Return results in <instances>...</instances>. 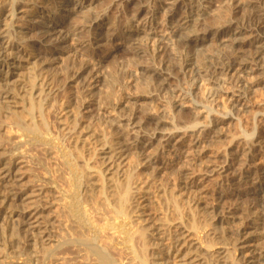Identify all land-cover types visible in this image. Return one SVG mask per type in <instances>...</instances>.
Here are the masks:
<instances>
[{"label":"bare ground","instance_id":"obj_1","mask_svg":"<svg viewBox=\"0 0 264 264\" xmlns=\"http://www.w3.org/2000/svg\"><path fill=\"white\" fill-rule=\"evenodd\" d=\"M116 1L88 0L87 4L98 14L107 11L109 5ZM155 1L119 0L115 3V8L122 15H128L131 10L137 9L140 19L148 15L147 8ZM177 2L174 0L172 6L166 9L175 18L177 15L179 18V13L184 10L183 6L176 5ZM212 2L216 6L215 11L202 10L196 4L189 9L190 14H195L197 18L188 22L187 28H174L177 21L172 18L163 32L160 31L167 35L169 28H172L169 36L159 34L160 45L153 53L142 44L133 48L134 43L142 42L146 37H142L143 31L132 32V25L124 29L116 23L114 14L108 12L110 14L103 20L111 28L112 34L110 31L103 32L99 39L103 43L123 40L129 49L116 52L104 60L102 67L112 60L116 63L119 57L134 64L136 72L143 77V87L139 85V90L145 94L162 93L168 91L169 86L180 88L184 83L190 85L196 78L202 80L203 76L215 79L213 77L216 74L226 75L230 80L233 77L230 74L237 66L242 71L253 72L260 66L264 56V0ZM72 4V0H0V204L3 206L0 209V222L8 225L6 228L4 225L0 227V264H55L54 261L62 257L65 264H243L244 256L237 254V245L242 241L243 231L234 227L236 222L225 217L223 220L217 219L221 212L205 204L206 207L199 209L202 215L208 217L205 225L198 228L199 242L187 243L190 236L187 233L191 232L188 225L185 221L174 225L175 219H170L172 215L175 218L181 215L178 197H170V193L167 198L174 208L167 209V221L169 227L174 225L173 228H176V232L169 239L176 255L171 251L163 254L150 253L152 246L155 249L163 247L165 235H170L171 230L161 225L155 228L142 226L135 230L137 224L133 225V217L136 211L131 206L134 202L132 192L139 164L138 167L125 170L124 162L130 151L125 150L124 143L128 141L126 136L115 129L109 132L111 124L105 128L101 121L93 123L91 117L80 119V107L72 102L61 103L59 91L71 78L77 75V79L81 81L85 77L90 78L88 64L82 60V63H74L66 53L61 56L60 66L56 68L50 61H46L44 67L39 60L44 50L36 41L44 40L46 44L54 46L56 42L66 44V39L78 44L89 40L91 33L87 27L97 17L81 9L75 10ZM47 12L59 24L54 30L48 29L42 21L37 25L27 22V19L34 20L37 15ZM33 20L31 22L35 21ZM122 28L126 30L124 34ZM117 32H121V35L114 36ZM200 35L207 37V40L214 37L219 40L230 38L232 51H200L206 45ZM168 42L173 44V50L168 47ZM62 45L55 48L63 49ZM89 49L91 48L87 47L83 53H78V57L82 59L90 56ZM187 69L190 73L186 72ZM128 76L124 71H115L108 80L105 78L100 81V86L110 89V92L105 96H92L90 108L93 115L99 105L116 111L117 105L114 102L118 101V96L113 87L122 84ZM194 100L195 103H202L199 102L200 99ZM168 104L172 106L176 116L175 121L172 120L174 129H196L200 125L197 118L181 104L175 106L171 101ZM118 109L123 114L121 117L127 115L130 120L133 119L132 125H137L145 132L155 133L165 127L161 119L148 118L144 111L134 113L125 105ZM62 113L64 116H61ZM208 124L209 122L207 127ZM217 129L215 126L212 131L217 132ZM250 136H255L254 128ZM254 141L246 153H251L255 158L259 150L255 148L257 142ZM63 142H71L73 147L65 146ZM86 142L97 145L96 151L100 148L98 158L104 169L95 167L98 171L93 175L103 176L100 187L92 180L91 172L95 169L89 166L90 161L83 163L81 160V156H84L83 150H86ZM31 147L42 148L49 155H57L59 163L53 173L44 174L41 179L35 178L36 181L31 185H22V179H19L21 165L26 164V155ZM183 190L189 192L190 188L185 184ZM161 191L164 196L167 194L166 191ZM224 193L220 191L214 201L222 202L228 195ZM47 194L50 200L46 199ZM230 197L239 205V210L247 215L245 220H251L252 217L257 220L264 219V169L256 175V179L251 178L236 185ZM193 201L187 204L190 206ZM55 204L60 206V210H56L59 212V220L57 217L50 219ZM48 211L50 212L47 215ZM212 220H216L217 224L210 225ZM141 222L146 223L147 220ZM226 223L230 228V237L225 232ZM210 226L211 232L208 230ZM55 227H59L60 236L53 232ZM252 233L247 232L246 235ZM150 237L155 238L158 243L155 244L154 241L152 244L153 239ZM226 240L232 241V249L225 248ZM180 246L182 250H178ZM215 247H219L218 251H212ZM257 261L263 264L264 256H258Z\"/></svg>","mask_w":264,"mask_h":264},{"label":"rangeland","instance_id":"obj_2","mask_svg":"<svg viewBox=\"0 0 264 264\" xmlns=\"http://www.w3.org/2000/svg\"><path fill=\"white\" fill-rule=\"evenodd\" d=\"M72 1V7H74L75 10L81 9L83 12H89L97 17L95 22L87 27V30L91 33L89 40H86L85 43L78 44L76 41L66 39V44L62 45L61 42H56L57 44H53L54 46L46 44L44 40L36 41V44L44 50V54L39 60L43 62L44 67L46 66V61H50L52 64L54 63V68H56L60 66L59 62L61 56L66 53L67 57L72 59V62H83L88 64L89 73H91L90 78L85 77L84 81L78 80V75L71 78L65 87L59 91L62 98L61 103L66 104L69 101L72 102L76 107H80L82 113L80 119L83 117H91L93 123L97 124L101 121L105 124V128L108 124H111L112 127L109 132L115 129L117 132L122 131L121 133L126 136L128 143H124L125 150L128 149L130 151L127 160L124 162L125 170L138 167L137 164H139L134 179V191L132 192V194L134 193L132 195L134 202L131 206V208L134 207L136 211L133 217V225L137 224L136 227L134 226L135 230L137 228L140 229L142 226H153L152 228H155L160 225L163 227L166 226L164 227L165 229L171 230L170 235L168 233L165 235L163 247L159 246L155 249V247L152 246L153 248L151 247L152 250H150V253L163 254L171 251L175 256L176 252H174L173 245L169 239H171L172 234L176 232V228H173V226L177 223L181 224L183 221L188 225L189 232L191 230L190 233H187V235H190L186 240L187 243H198V228H202L208 218H206V215H202L200 210L203 209L204 206H207L205 204H209V207L215 208V210L221 212L217 219L223 220V217H225L231 222L234 221L236 222L234 227L241 228L243 231L242 241L237 245V254H242L245 259L243 264H259L257 257L260 255L264 256V219L260 218L257 220L255 217H252L251 220H245L247 215L239 210V205L235 203L234 198H229V196L235 191L236 185L238 186L251 178L256 179V175L264 169V56L260 66L256 67L253 72L242 71L240 67L237 66L235 71L231 72L230 75L234 78L232 77L230 80V77H226V75L218 76L216 74L213 77L215 79L203 76L202 80L200 79L199 81L196 78L190 85L189 83H184L180 88L169 86L168 91L145 94L139 90V87L143 85V77H141L140 73L136 72L134 64L119 57V59H116V63L112 60L102 67L104 60L110 58L120 50L129 49L123 40L101 42L99 35L103 32H111V28L107 27L103 19L108 14L113 13L116 23L124 29L132 25V32L136 30L143 31L144 35L142 37H146L143 38L142 42L137 41V44L134 43L132 47L137 48L142 44L147 46L150 53H153L160 45L158 40H161V36L167 37L171 32L170 30L172 28H169L167 35L162 33L169 21L175 18L172 12L169 13L166 10L168 6H172L174 0H156L147 8L148 15L140 17V19L139 14L136 13L137 9L131 10L128 15H122L121 11L115 8V3L119 0L109 5L107 11L98 14L88 6V0ZM177 1L176 5L183 6L184 10L179 13V15H181L179 18L177 15V18L174 19L177 21L174 28L186 27L188 22H193V20L197 18L195 14H190V10L195 4L200 5L202 10L215 11L216 9V6H213L212 0ZM155 5H157L156 8L154 7ZM175 9L172 11H175ZM32 20L33 18L27 19V22L37 25V23L42 21L50 30L59 27L56 19L52 17L49 12L44 15H37V18H34L35 21L33 20L34 22H31ZM124 29L123 34L126 32ZM161 30L162 32L160 33ZM121 32L114 33V36L121 35ZM110 34H112V32ZM200 39L206 43L205 47L201 48L202 50L200 49V51L208 53L210 51H232V47H230L231 42H229L230 38L219 40L214 37V39L210 38L212 40H207V37L200 35ZM58 45H62L63 49L55 48V46ZM167 45L171 50L174 49L172 43ZM87 47L91 48L89 49L91 50V55L85 56L82 59L78 57L77 54L80 52L83 53L84 50H87ZM115 71H124L129 74L122 84L119 86L114 85L113 87L114 93L118 96V101L114 102L115 105H117V109L113 111L112 108L99 105L97 106L96 114L93 115L90 108L93 102L92 96L95 94L105 96L110 92V89L100 86V81L105 80V78L108 80ZM186 72L190 73V70L187 69ZM192 76L194 78L196 73ZM194 99H196V101L200 99L199 102L202 103H195ZM169 101L175 106L181 104L184 109L190 111L191 114L197 118L196 121L199 122L200 125L196 129H174L175 125L172 123V120L174 119L175 121L176 116L172 106L168 104ZM192 101L193 103H191ZM123 105L128 107V110H131V112L135 113L136 111H140L143 113L144 111V114L148 118L161 119L165 124L164 129L155 133H149L143 131L137 127V125H132L133 119L130 120L127 115L121 117L123 114L118 108ZM61 116H64V113H62ZM207 122H209L208 127L206 125ZM215 126L218 128L217 132L212 131ZM253 128L255 129V136L252 137L250 134ZM253 141L257 142L255 148L259 150L255 158L251 156V153L247 155L250 144ZM63 143L65 146L70 145V147H73L71 142ZM86 143L84 147L86 150H83L84 153H82V155L84 156H81V160L83 163L90 161L88 163L89 166L95 169L92 171L93 173L91 172V176L93 177L96 171H98L95 167H99L100 170L104 169V166L102 167L101 161L98 158V150L100 148L96 151L95 147L97 145H93L92 142ZM30 151L28 150L25 159L27 160V165H21L22 169L19 179H22V185L23 183L31 185L36 179L43 178L44 174L53 173L54 170L56 171L57 164L59 163L57 155H49L43 151L42 148L31 147ZM97 175H95L92 180L94 179V182L97 183V187L98 185L100 187L102 185L103 176ZM185 184L187 188H190L189 192L185 190L182 191ZM160 189L166 191L167 194L164 196ZM220 191H222V193L225 191L224 195H228L222 202H215L214 200L218 197ZM168 193H170V197L176 196V199L178 197L177 203L179 207L181 206V215L179 214L178 218H175L173 215V217L170 216L171 220L177 219L176 221L174 220V225L172 227L168 226L167 215L169 216V210L167 212V209H173L174 206L172 202H170V206L169 199L167 198V196H169ZM47 196L50 197L49 194H47L46 199L48 198ZM48 199L50 200V198ZM191 200L203 204L200 205V208H197L199 204L194 205L195 202L193 201L189 206L187 202ZM2 207L3 206L0 204V209ZM59 208V204H55L52 207L54 213L50 216V219H52V217H57L58 220L60 219L58 216L59 212H57L60 210ZM49 212L50 211L46 214L48 215ZM199 215H201V217ZM186 218H188V220ZM142 220H147V222L142 223ZM196 220L199 222L197 223ZM200 221H202V223ZM215 224H217L216 220H212L210 225L213 226ZM3 225L5 228L8 226L6 222H0V227ZM225 228V232L228 234L230 228L227 223ZM210 229L212 230L211 226L208 229L209 232H211ZM53 232L56 233L57 236L61 235L59 227H55ZM247 232L253 233L247 236ZM228 237H230L229 234ZM233 237L235 238V236ZM233 237L232 239H234ZM150 238L153 239V244L155 238ZM226 241L227 246L225 248L232 249V241ZM156 242L158 243V241H155V244H157ZM218 248L219 247H215L212 251H218ZM182 249V246L178 247V250ZM62 258L56 260L57 262L54 261L55 264H65V261L61 260Z\"/></svg>","mask_w":264,"mask_h":264}]
</instances>
